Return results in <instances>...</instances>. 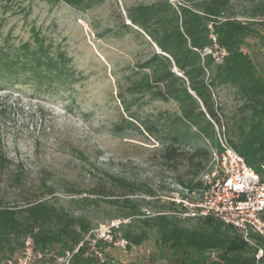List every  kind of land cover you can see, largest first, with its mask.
<instances>
[{"label": "rangeland", "instance_id": "obj_1", "mask_svg": "<svg viewBox=\"0 0 264 264\" xmlns=\"http://www.w3.org/2000/svg\"><path fill=\"white\" fill-rule=\"evenodd\" d=\"M158 1L86 0L78 9L63 0H0V53L15 57L37 37L61 67L25 68L16 78L0 70V153L6 159L0 165V203L22 206L41 198L82 216L90 226L86 256L95 264H175L177 254L160 244L156 230L146 229L140 244L125 233L141 231L143 218L168 211L163 204L174 193L196 197L180 182L191 179L187 157L198 146L217 148L182 121L174 139L179 102L154 98L140 84L151 73L142 65L160 49L130 20L128 9ZM169 2L194 8L202 1ZM225 16L256 23L258 35L248 39L245 51L264 75V0H230ZM211 50L214 59L215 53L221 56L220 48ZM242 104L233 86L215 88L221 122L216 133L220 129L229 139V131L239 129ZM172 143L177 152L168 160L165 151ZM200 161L204 169L196 180L215 168L213 157ZM108 175L126 178L133 192L112 188ZM99 184L116 196L93 194ZM26 247L32 264H41L40 258L43 264H71L77 251L62 254L53 246L36 253L30 240ZM25 248L9 264H22ZM217 253L207 254L214 260Z\"/></svg>", "mask_w": 264, "mask_h": 264}, {"label": "trees", "instance_id": "obj_2", "mask_svg": "<svg viewBox=\"0 0 264 264\" xmlns=\"http://www.w3.org/2000/svg\"><path fill=\"white\" fill-rule=\"evenodd\" d=\"M63 1L80 9L86 0ZM201 1L194 8L186 4L177 8L169 0H160L128 9L130 20L142 28L160 49L142 65L151 73H146L140 84L154 98L179 102L181 115L172 125L174 139L179 138L178 121H182V124L193 126L198 134L212 139L216 147V126H221V122L215 107V88L221 85L236 88L243 104L239 108V129L229 131V141L251 167L262 172L264 75L245 51L248 39L258 35L256 23L226 17L230 0ZM35 40L37 43L33 47L29 42L22 44L20 51L10 59L7 53H0V70L8 71L3 74L6 78H16L20 70L30 67L39 72L61 68L40 38L35 37ZM215 44L227 52L220 61L213 58V51L207 52ZM174 68L181 74H177ZM176 152L172 143L166 147L165 157L173 160ZM203 157H213L212 151L205 146L196 147L187 157L186 176L191 179H180V182L190 191L204 187L202 180H196L204 169L200 161ZM3 162L6 159L0 153V165ZM107 181L112 188H123L129 194L133 192V183L126 178L108 175ZM102 186L99 184L93 194L116 196ZM167 202L163 206L168 211L143 218L142 230L129 229L125 237L131 243L140 244L146 229L156 230L160 244L177 254L175 264H264V254L259 259L257 257L259 249L264 250V237L252 234L255 244H251L231 225L213 217L181 219L173 213L178 209L175 203ZM189 220L198 222L191 227L185 224ZM89 230L90 226L82 216H76L49 200H29L22 206L0 203V264L11 263V259L23 251L27 240L36 253L58 246L63 254L79 247L71 264H95L98 261L94 257L86 256L88 244L84 237ZM209 251L218 252L216 259L211 260L207 254ZM39 261L41 264L46 262L42 258Z\"/></svg>", "mask_w": 264, "mask_h": 264}, {"label": "built area", "instance_id": "obj_3", "mask_svg": "<svg viewBox=\"0 0 264 264\" xmlns=\"http://www.w3.org/2000/svg\"><path fill=\"white\" fill-rule=\"evenodd\" d=\"M217 48L221 56L215 53V58L220 61L227 52L215 44ZM217 136L218 146L212 151L215 168L202 180L204 187L193 191L197 196L174 193L166 200L175 203L178 209L173 213L182 218L213 217L231 225L246 241L255 244L252 234L264 237V166L262 172H257L233 147L224 131L218 129ZM30 253L31 248L26 247L27 256L20 258V263L30 264ZM263 254L260 248L258 259Z\"/></svg>", "mask_w": 264, "mask_h": 264}]
</instances>
